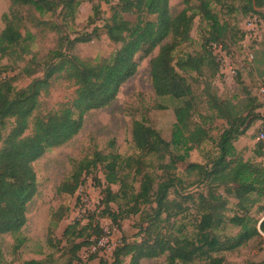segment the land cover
Segmentation results:
<instances>
[{"label":"trees","instance_id":"obj_1","mask_svg":"<svg viewBox=\"0 0 264 264\" xmlns=\"http://www.w3.org/2000/svg\"><path fill=\"white\" fill-rule=\"evenodd\" d=\"M224 2L225 0H183L185 7L174 16L170 0H119L103 25L110 41L119 47L112 57L95 62L67 53L62 50V46L66 41L70 50L79 42H89L93 37H99L98 26L91 32L71 39L69 33L64 32L65 23H50L52 30L59 34V46L51 52L50 61L45 62L44 76L35 78L20 90L13 85L16 77L5 75L0 81V142L3 143L0 148V235L15 236L16 249L25 244L27 239L21 235V231L28 221V204L38 192L33 163L49 149L61 146L77 135L83 126L86 112L111 105L121 86L137 73V54L148 56L158 47L159 53L150 61L153 87L157 95L172 96L179 101L175 107L176 122L172 139H165L145 120H135L132 137L139 151L137 156L123 157L118 152L104 154L97 151L92 158L81 160L76 165L71 180L62 183L58 188L60 193L75 194L84 181V172L100 166L106 184L102 214L118 226L130 214H142L139 227L144 238L129 241L124 237L115 247L112 260L99 258L97 264H141L143 259L152 260L162 255H167L168 264H191L196 261L223 264L224 258L219 253L234 251L264 234V204L257 207L263 213L262 217L251 213L255 205L264 199V165L245 160L239 155L235 145V141L262 116L257 111L261 104L251 95L242 103L222 99L213 94L209 86V109L215 113L216 118L225 119L228 126L217 142L218 154L211 164L191 162L186 168L188 175L191 176L194 172L199 175L195 182L210 184L209 189L199 192L196 198L195 194L186 197L200 211V217L194 219L195 233L193 236L183 235L184 225L170 234L161 229L162 222L170 220L172 215L181 216L189 209L181 201L170 198L171 189L177 183L185 181L172 170L177 168L179 161H185L192 150L210 137L206 127L193 120L194 113H197L198 97L186 73L195 71L202 74L206 68L213 75L219 71V62L208 46L211 42H223L229 33L228 23L221 20L214 8V5H222ZM248 2L250 10H254L255 5L264 6V0ZM81 3V0H11L9 10L3 14L5 27L0 34L1 56L15 57L14 54H18V59H22L23 53L29 52L22 31L26 20L25 10L33 21L38 20L34 15L36 13L43 17L45 13H55L57 8L62 7L65 10V22L69 18L75 19ZM100 12V6L95 5L92 23H95V16L99 19ZM130 13L136 15L135 21L125 16ZM197 16L206 22L207 38L203 52L188 54L177 60L174 53L182 43L191 38ZM42 23L43 20L40 19L37 25ZM34 61L35 57L31 59L29 66L22 69L28 76L37 70L31 67ZM62 73L77 86L75 98L56 112L35 116L34 132L25 135L34 112L39 108L41 93H47L52 79ZM10 119L15 121L4 137L3 130L7 128ZM258 144V154L263 156L264 140ZM172 148L177 150L174 155ZM169 155L170 161L165 163L164 160ZM147 156L157 157L160 161L159 168L168 173V176L157 180L155 175L148 171L143 172L142 167L138 166L134 174L142 177L136 191L128 178L133 166L144 163ZM123 168L130 172L122 173ZM115 184L120 186L118 191L112 188ZM220 186L235 194L240 213L236 212L232 216L227 214L228 199L216 190ZM119 199L125 200L126 205H132L126 210L119 205L118 211L114 210L110 203ZM141 205L148 206L149 209L142 210ZM163 214L166 216L163 217ZM61 217L62 215L59 216ZM79 224L77 222L68 225L63 232L66 243L73 245L69 260H77L79 264H91L95 255L82 262L78 252L85 246L97 245L102 239L103 229L89 223L87 227H93L97 238L91 240L89 235L80 242H75L76 238L84 236L86 229H78ZM229 225L239 228L238 232L232 235L219 232V229L224 231ZM22 264H45V261L28 259Z\"/></svg>","mask_w":264,"mask_h":264},{"label":"rangeland","instance_id":"obj_2","mask_svg":"<svg viewBox=\"0 0 264 264\" xmlns=\"http://www.w3.org/2000/svg\"><path fill=\"white\" fill-rule=\"evenodd\" d=\"M75 19L65 20V10L62 7L56 9L55 13L48 12L39 16L38 20H31L25 10V26L22 29L25 36V44L29 47V52L23 53V58L1 56L0 54V81L6 75L16 77L13 82L17 90L27 87L35 78L44 76L46 61H50V54L59 46V34L50 27L51 22L65 23L64 32L69 33L70 38L91 32L95 26L99 27L100 36L93 37L89 42H79L69 50L67 42H63L62 50L67 53L77 54L84 60L100 61L104 58H110L119 47L110 41L104 32L103 25L112 14V7L117 5L119 0H81ZM255 2V0H253ZM196 3V1H193ZM11 0H0V34L5 27L3 14L9 10ZM99 5L101 12L98 17H94L92 23L91 17L94 16V6ZM171 12L175 16L184 7L183 0H170ZM248 0H225L222 5H214L215 11L219 14L222 21L229 25V33L224 38L223 44L227 52L229 64L236 69V73L231 75L222 71L219 63V71L214 75L206 68L202 74L190 71L186 73L189 81L192 83L198 100L196 101L197 113H194L193 120L203 124L209 131V139L204 141L198 148L192 150L185 161H179L177 168L172 170L175 175L185 180L177 183L171 189L170 198L181 201L185 207H189L181 215H172L170 220L161 223L163 232L174 233L181 225L185 226L183 235L193 236L195 233L194 219L200 217V211L195 203L187 200L189 194L206 192L210 184L205 182H195L199 175L194 172L191 176L187 174L186 168L191 162L210 165L218 154L217 142L228 126L225 119L216 118L207 104L209 99L208 86L213 94L222 99L232 100L234 103H242L251 95L259 100L261 106L257 109L260 116L247 132L240 136L236 141L238 153L245 160L256 164L264 165V155L260 156L258 146L260 141L264 140V6L250 10ZM249 9V10H247ZM257 15V27L253 32H247L245 21L249 16ZM131 20H136L135 14H125ZM150 18H154L150 16ZM42 19L43 23L37 25ZM206 22L200 16H197L191 31L189 41L182 43L175 51V58L186 57L188 54L196 55L203 52V45L207 38ZM66 28V29H65ZM246 33H249L247 36ZM159 47L150 55L145 56L137 54L136 59L139 63L137 73L127 80L120 88L118 96L111 105L101 109H94L86 112L84 115L83 126L79 133L65 144L49 149L40 159L33 163L37 174L38 192L28 204V221L21 231V235L26 237L25 244L15 248V236L11 234L0 235V264H22L28 259H42L45 264H79L77 260L71 262L72 244L66 243L63 236L64 229L68 225L79 222L78 229L86 227L84 236L76 238L75 242H80L84 237L91 235V240L97 238L93 227L99 225L103 229L104 244L99 248L96 254H92L87 248L83 247L78 255L82 262L88 261L89 257L95 255L94 260H89L91 264H97L99 258L112 260L115 247L120 244L123 238L129 241L135 239L141 240L144 234L141 232L142 214H130L121 221L120 226L104 216L102 211L105 207V177L103 169L99 166L96 169L84 172V181L75 194L60 193L58 188L62 183L70 181L76 165L85 158H92L94 153L101 151L104 154L118 152L123 157L137 156L139 154L133 137L132 128L135 120H145L149 125L156 128L161 135L167 139H172L173 127L176 122L175 107L177 101L172 96H159L153 87L150 73V61L159 53ZM35 61L31 67L37 68L33 75H27L22 69L29 66L31 59ZM217 60V57H216ZM218 61V60H217ZM219 62V61H218ZM52 85L47 93L40 95L39 108L34 112L31 118L29 129L25 135H31L34 132V117L37 115H47L61 109L66 103H71L76 96L77 86L72 80L66 78L65 73L56 75L52 79ZM15 119L8 120V126L3 130V135L9 133ZM260 138V139H259ZM3 143L0 142V148ZM177 152L172 148V154ZM170 161V155L164 160ZM160 161L157 157L147 156L144 163L133 166L131 172L124 169L122 173L130 172L128 182L139 189L142 175L135 176L134 170L141 166L143 172H150L155 175L157 180L168 176L162 168H159ZM114 191L120 189L119 184L112 186ZM222 192L228 199L226 212L232 216L240 211L237 208L238 199L235 194L229 193L223 186L216 189ZM178 191V192H175ZM180 193V195H178ZM88 198L87 210L85 213L78 214L80 198ZM255 197V196H252ZM197 203V201H196ZM264 204V199L255 205L252 214L256 217H262L263 213L258 205ZM114 210L128 209L132 204L126 205V201L119 199L110 203ZM142 210H148L149 207L141 205ZM175 210V208L173 209ZM62 215L61 218L59 216ZM166 214H163L165 217ZM89 223L92 228L87 227ZM146 225V224H145ZM239 228L228 226L224 231L219 229L220 233L229 235L236 234ZM223 256V264H264V234L255 237L244 246L234 250L225 251L218 254ZM128 262V259L126 260ZM141 264H168L167 255L149 260L143 259ZM176 264H184L178 262ZM191 264H205L202 261H196Z\"/></svg>","mask_w":264,"mask_h":264},{"label":"built area","instance_id":"obj_3","mask_svg":"<svg viewBox=\"0 0 264 264\" xmlns=\"http://www.w3.org/2000/svg\"><path fill=\"white\" fill-rule=\"evenodd\" d=\"M257 20H258L257 15L249 16L246 19L245 25L247 28V32L255 31V29L257 27ZM246 34H247V36L249 35V33H246ZM208 47L213 52V54L217 57V60L220 63L222 71L228 72L231 75L236 73V69L229 64L227 52H226L224 44L222 42H211ZM262 90L264 92V88ZM262 136H264V134H262ZM88 202H89L88 198H85V197L80 198V202H79V206H78V210H77L78 214L80 212L81 213L86 212ZM104 240H105L104 238L100 239L97 245L89 246L87 249L91 253L97 251L98 248L103 247Z\"/></svg>","mask_w":264,"mask_h":264}]
</instances>
